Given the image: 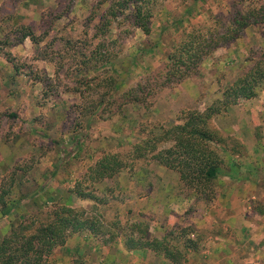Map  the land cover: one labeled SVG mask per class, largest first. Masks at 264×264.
Returning a JSON list of instances; mask_svg holds the SVG:
<instances>
[{"label": "rangeland", "instance_id": "rangeland-1", "mask_svg": "<svg viewBox=\"0 0 264 264\" xmlns=\"http://www.w3.org/2000/svg\"><path fill=\"white\" fill-rule=\"evenodd\" d=\"M98 1L100 0H0V155L5 158L6 164L11 161L7 164L8 167L1 161L5 166L0 165V182L4 184L0 188V194L7 190L8 179L11 176L14 180L5 200L8 204H13L12 208H19L18 212L21 213L18 215L15 212L11 222H16L44 207L43 201H40L41 195L36 197L37 202L21 201V196H25L23 192L29 195L28 191L35 186L34 182L24 184L22 181H25L26 175L33 173L30 167L39 160L40 152L52 147L62 148L61 145L65 144H61L60 141H67V145H70V140L66 136L63 137L67 131L73 130L81 134L83 140L80 149L83 151L71 157L74 161L66 162L63 159V163L66 162L65 166L84 161L87 159L85 154L89 153L90 156L85 161L86 164L91 163L88 166L90 167L105 151L122 154L121 158L126 165L136 163L137 166L140 162H147L148 159L143 158L130 159L133 146L147 137L150 131L158 132L159 126L164 128L173 126L178 122L176 119L181 111L194 108L203 110L215 99L220 98L225 85L241 74L245 67L251 65V61L246 59L252 58V52L257 53L258 48L262 46V38L256 41L251 37L249 43L244 41L243 30L238 40L236 38L232 44L219 47L206 56L196 69L198 73L195 76L182 81L188 83L192 80L198 84V89L186 90L184 86L178 87L181 82L173 86L156 88L146 94L144 100L138 102H127L123 99L119 101L122 92L134 87L139 80L152 74L160 66L166 52L178 40L183 28L193 24L209 26L211 16L225 13L232 0H160L153 11L149 34L130 26L120 15L104 37L108 38L106 43L110 41L108 46H105V50H109V62L103 63L107 71L102 72L103 68L94 70V67L81 77V72L85 70L79 68L82 67L78 64L81 56L89 57L91 52L97 49L96 44L102 42L103 38L96 27L108 3L99 4ZM260 26H256L258 30H261ZM27 31L33 32L36 42L29 37L22 39V34ZM237 41L236 49H232ZM242 42L248 46L243 47L245 52L240 51L246 56H240V60L233 62V55L236 54V50H241ZM99 54L96 52L94 58L99 59ZM224 59L233 63L227 70L214 77V69L209 68H217L213 66ZM94 61L92 58L91 63ZM101 72L114 77V84L118 89L109 91L104 83L95 89H83L79 93L73 90L76 85L79 86L77 83L79 78L90 79L97 75L101 78L99 76ZM214 80L217 84L215 82L212 85ZM207 88L209 92L204 97ZM107 90L113 94L111 99L114 101L113 103L109 101V106L108 104L104 106L107 93L103 92ZM121 101L122 105L118 107L117 104ZM94 104H99L97 111H94ZM218 125V119L210 121L211 128L219 129ZM103 132L106 138L101 141L109 146L105 148L101 146L99 149L95 136L99 137ZM18 144L22 147L30 146L31 150L26 153L22 151L23 153L18 156L16 155ZM129 168L128 166L111 178H104L93 184L89 180L84 181L83 186H86L84 190L91 191L97 198L104 200L102 205H94L93 201L89 204L80 203L74 194H72L74 202L70 198L67 200L86 210L95 211L96 207L101 212L105 224L144 220L136 215L143 203L135 199L130 209L118 203L126 194L122 191L124 187L136 185V181L128 182ZM86 172L79 173L77 179L84 177ZM21 186L23 191L19 189ZM64 186L66 190L68 186ZM194 196L195 204L203 202L200 197L203 195ZM114 199L116 200L113 201ZM69 201L66 202L70 203ZM211 201L212 199L209 200ZM191 211L194 210L190 207L186 213L189 214ZM146 215L154 218L152 211H148ZM188 219L189 215L183 223L168 231L175 229L173 235H176L177 228L194 229ZM144 221L148 223L146 219ZM9 227L10 224H6V220L4 222L0 220V238L9 231ZM88 233L94 236L89 231ZM149 233L152 235L150 230ZM190 237L197 240L198 244L202 241L200 236L196 238L190 234ZM183 239L180 238L174 243L181 247ZM91 249L82 251L83 257L80 254L71 255L70 264L85 262L87 258L92 257L91 252L96 253L98 250L95 247ZM186 253L188 252H185V256ZM63 254L64 251H58L57 248L52 258L61 259Z\"/></svg>", "mask_w": 264, "mask_h": 264}, {"label": "trees", "instance_id": "trees-1", "mask_svg": "<svg viewBox=\"0 0 264 264\" xmlns=\"http://www.w3.org/2000/svg\"><path fill=\"white\" fill-rule=\"evenodd\" d=\"M159 1H98L99 4L108 3L96 27L103 38L102 42L96 44L97 49L92 51L89 57L81 56L78 64L82 67L79 68H85L81 72V77L94 67V70L103 68L102 72L107 71L103 63L109 62V50H105V46H108L110 41L106 43L108 38L104 37L111 24L120 15L122 20H127L130 26L139 28L144 34H149L153 11ZM251 25H261L262 46L258 48L257 53L252 52V58L246 59L251 61V65L245 67L241 74L225 85L221 97L215 99L203 110L194 108L181 111L176 119L178 122L173 126L169 128L159 126L158 132L150 131L147 137L133 146L131 160L148 159L147 162L152 160L175 170L179 174L182 185L192 190L197 197L203 195L200 197L206 203L211 200L214 191L212 179L222 163L220 143H225L228 139L234 147L239 146L237 140L225 138L219 129L211 128L210 121L225 113L230 105L236 104L240 99L255 97L257 86L264 80V0H232L225 13L211 16L209 26L193 24L183 28L178 40L166 52L160 66L119 96V101L123 99L127 102H138L144 100V96L156 88L177 85L195 76L198 73L196 69L206 56L217 48L233 42L245 28ZM26 37L36 42L33 32H24L22 39ZM96 52L100 53L99 59L94 58ZM92 58L95 60L93 64ZM102 72L99 74L101 78L98 75L90 79L80 80L79 78L77 80L79 86L76 85L73 90L79 93L83 89H95L104 83L109 91L118 89L114 84V77ZM95 79H98L97 82H91ZM81 85L84 86L80 87ZM107 91L103 92V94L107 93L108 100L105 101L104 106L109 101L110 103L114 101L111 99L113 94ZM98 105H93L94 111H97ZM120 105L122 101L117 104L118 107ZM81 137L79 135L74 138L70 151L63 149L62 152L69 155L71 151L76 150L81 145ZM121 157L122 154L118 152H103L94 164L86 169L84 177L76 179L68 191L79 199H87L93 201L94 205H102L105 201L97 198L91 191L84 190L86 186H83V183L89 180L93 184L104 178H111L128 166L130 173H134L137 170L136 163L126 165ZM8 180L7 190H3L0 194V215L8 214L13 209V204H8L5 200L14 179L10 176ZM3 185L0 182V188ZM67 202H53L50 206L39 208L20 220L11 222L9 231L0 238V264H52L54 251L64 245L70 234L81 231H89L106 243L122 236L125 249H150L162 254L172 264H181L185 258V252L197 248V240L190 237L194 229L182 227L179 230L177 228L176 235H173L174 229L158 238L149 233V225L144 220L105 224L101 212L96 207L93 206L95 211L86 210L84 207L73 205L71 201ZM180 238H184L181 241V247L174 243Z\"/></svg>", "mask_w": 264, "mask_h": 264}, {"label": "crops", "instance_id": "crops-1", "mask_svg": "<svg viewBox=\"0 0 264 264\" xmlns=\"http://www.w3.org/2000/svg\"><path fill=\"white\" fill-rule=\"evenodd\" d=\"M256 26L251 25L244 29V41L249 43L251 37L256 41L261 40L260 30ZM237 45L238 41L232 49H236ZM242 45L241 50H236V54L233 55V62L240 60V56H246L240 51L245 52L244 48L248 46L245 42H242ZM218 62L213 66L217 68H209L214 69V77L227 70L233 63L226 59ZM215 82L217 84L214 80L212 85ZM197 85L190 80L188 83L182 82L178 87L184 86L186 90H194L198 89ZM208 92L209 88L205 90L203 96L206 97ZM256 93L253 98L242 99L230 105L225 113L215 118L218 119L222 135L237 140L239 146L234 147L228 139L225 143H220L222 163L212 179L214 191L211 202L205 204L204 201H198L199 203L195 204L194 193L182 185L178 172L155 161L140 162L135 173H128V182L136 181V185L124 187L122 191L126 194L118 203L128 209L132 208L135 199L143 203L136 215L148 221L152 236L158 238L164 236L169 229L183 223L189 215L188 220L194 226L191 235L196 238L200 236L202 241L197 243L196 249L187 251L181 264H264V80L257 86ZM79 135L81 136L73 130L67 131L63 137L66 136L70 140V145H67V141H60L61 144H65L61 145L62 148L52 147L39 153L41 157L30 167L33 173L26 175L25 181H22L24 184L30 182L35 184L28 191L29 195L23 192L25 195L21 196L23 203L37 202L36 197L40 195L44 207L50 206L53 202L68 201L69 198L74 202L75 198L68 188L75 183L79 173L85 172L91 164H86L90 154H85L87 159L84 161L65 166L66 162L74 161L71 157L82 150L80 149L82 145L69 155L62 150L70 151L74 138ZM105 135L103 132L101 136H95L99 149L101 146L104 148L109 146L101 141L106 138ZM81 138L83 140V137ZM29 148L30 146L22 147L18 144L16 155L30 151ZM19 150L21 152L18 153ZM1 161L6 164L5 158L0 155V165L5 166ZM64 185L68 186L66 190L63 188ZM19 189L22 190V186ZM78 201L91 203L87 199L78 198ZM190 207L194 211L187 214ZM18 210L19 208L13 207L8 214L0 215L1 222L6 220V224L9 225L15 212L21 215ZM148 211H152L154 218L146 215ZM119 237L106 243L100 237L91 236L88 231L72 233L64 245L58 247V251H64L63 257L53 259L52 264H70L71 255L80 254L83 257L82 251H90L94 247L98 250L96 253L91 252L92 257L87 258L85 262L72 261L73 264H172L162 254L150 249H125L123 239Z\"/></svg>", "mask_w": 264, "mask_h": 264}]
</instances>
